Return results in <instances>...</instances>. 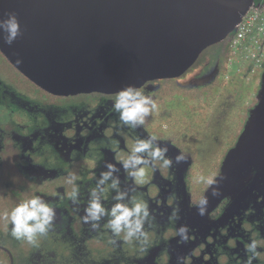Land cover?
Masks as SVG:
<instances>
[{"label": "flooded vegetation", "instance_id": "obj_1", "mask_svg": "<svg viewBox=\"0 0 264 264\" xmlns=\"http://www.w3.org/2000/svg\"><path fill=\"white\" fill-rule=\"evenodd\" d=\"M2 56L0 214L38 195L56 209L57 219L53 230L38 238L39 247L12 238L11 225L0 219V264H176L177 256L185 257V264H246L251 253H245V245L253 239L260 242V255L253 264H264V183L257 185L255 176L249 175L219 197H212L210 188L197 183L200 175L220 176L227 154L241 135L234 142L227 135L216 153L211 138L189 147L186 134L175 133L165 117L187 106L183 99L178 97L166 108L158 103L168 80L186 89L216 85L223 79L221 62L211 66L208 59L180 78L147 83L141 90L156 100L158 109L144 126L130 129L120 124L112 108L115 94L52 95L13 72ZM199 68V85L179 83ZM150 135L157 137L161 147H168L167 155L173 161L178 154L185 155L186 161L173 162L167 169L149 166L145 183L134 185L119 161L137 138ZM211 153L215 155L210 157ZM109 162L120 169L116 175L121 188L144 199L153 210L155 219L146 229L150 238L146 252H138L134 244L123 241L113 243L111 232L103 227L107 218L97 230L82 220L88 193ZM70 172L78 177V204L65 195L72 188L66 183ZM114 195L111 189L105 193L106 207L115 203ZM201 196L209 198L203 217L194 206ZM177 207L179 219H169ZM181 225L190 229L187 244L177 243L176 230Z\"/></svg>", "mask_w": 264, "mask_h": 264}, {"label": "water", "instance_id": "obj_2", "mask_svg": "<svg viewBox=\"0 0 264 264\" xmlns=\"http://www.w3.org/2000/svg\"><path fill=\"white\" fill-rule=\"evenodd\" d=\"M256 0H0L24 29L0 52L29 81L56 96L114 95L177 79L224 41ZM20 61V62H18ZM259 102L218 179L231 191L257 170L264 183V72Z\"/></svg>", "mask_w": 264, "mask_h": 264}, {"label": "clouds", "instance_id": "obj_3", "mask_svg": "<svg viewBox=\"0 0 264 264\" xmlns=\"http://www.w3.org/2000/svg\"><path fill=\"white\" fill-rule=\"evenodd\" d=\"M0 35L3 43L7 46L13 45L19 38L23 37L24 29L16 12H5L0 18ZM20 62V61H18ZM112 108L118 114L119 122L122 126L130 129H137L146 124L148 118L158 109V104L154 98L145 95L144 92L129 84L121 88L114 97ZM168 147H161L155 135L146 138H137L126 157L120 159L119 163L124 169L126 177L132 179L134 185L145 183L147 168H170L173 162L181 164L186 161L183 154H178L175 161L167 155ZM106 171L100 173L96 181V186L88 193L87 206L84 208L82 220L90 225L92 230L102 227L101 221L107 218L103 227L107 228L113 237V243L123 241L134 244L138 252H146L150 245L149 233L146 230L151 228L154 221L153 210L149 204L136 195H130L128 190L121 188L119 168L113 163L106 164ZM253 176L257 175V170H253ZM78 177L75 173H69L66 183L71 185V191L65 195L73 204L79 203L80 187L76 183ZM227 179L226 176L218 179L213 175H200L197 183L210 188L212 197L222 195L221 182ZM111 189L115 195V201L111 207H106L103 203L105 193ZM209 205L208 196H201L194 204L198 215L201 217L207 214ZM0 219L11 225L10 235L18 241H25L29 245L39 247L38 238L46 237L55 227L57 219L56 209L42 197L35 195L18 203L11 211H4L0 214ZM171 220L179 219V208L173 209ZM189 227L181 225L176 230L179 237L177 243L187 244L189 241ZM260 242L253 239L245 245V253L248 256L246 264H253L258 259ZM176 264H185V257L177 256Z\"/></svg>", "mask_w": 264, "mask_h": 264}, {"label": "rangeland", "instance_id": "obj_4", "mask_svg": "<svg viewBox=\"0 0 264 264\" xmlns=\"http://www.w3.org/2000/svg\"><path fill=\"white\" fill-rule=\"evenodd\" d=\"M255 60L249 58L248 54L233 57L229 62L227 74L223 77L224 85L210 103L201 102L203 105L195 108V111H192L190 106H181L170 117L165 116L175 133L186 134L189 147L197 146V143L203 140L209 141L211 138L216 153L222 147L225 137L241 124V116H245L246 113L247 118L251 116L252 109L260 99L258 95L264 72V66H259L260 63ZM200 75L199 68L189 73L179 83L183 86L199 85ZM239 91L244 93L240 99H237ZM172 102L174 103L175 100L166 103L165 108ZM190 118H192L191 123H189ZM215 153H211L210 157Z\"/></svg>", "mask_w": 264, "mask_h": 264}, {"label": "trees", "instance_id": "obj_5", "mask_svg": "<svg viewBox=\"0 0 264 264\" xmlns=\"http://www.w3.org/2000/svg\"><path fill=\"white\" fill-rule=\"evenodd\" d=\"M259 4L264 3V0H256ZM233 37L234 34L229 35L224 41L208 48L205 50L200 58L198 59L197 63L194 65L192 69H195L197 67H200L204 65V63L210 59L211 66H214L217 64V62H221L219 65V68L221 70V74L224 77L227 74L228 66L230 60L233 58ZM3 55L0 52V56ZM4 56V55H3ZM2 58L4 61H7L5 57ZM9 68L13 69V72H16L19 76H22V74L14 68L13 65H11L9 62H7ZM8 69V68H5ZM166 87H164L161 92L159 93L158 97V103L166 104L170 103L173 100H177L178 97L183 99V102L186 103L187 106H190L192 109L198 108L199 106H202L203 100L206 101H212L213 97L218 93V91L223 87L224 81L223 79L218 81L216 85L206 87V88H180L178 87L172 80H168ZM244 92L239 91L237 93V99H240ZM248 110V109H246ZM242 117V122L239 124L229 135V140L231 142H234L237 140V138L242 134L244 130V126L246 125L249 118L247 113L245 116ZM250 117V116H249ZM189 123H191L192 118L189 119Z\"/></svg>", "mask_w": 264, "mask_h": 264}, {"label": "built area", "instance_id": "obj_6", "mask_svg": "<svg viewBox=\"0 0 264 264\" xmlns=\"http://www.w3.org/2000/svg\"><path fill=\"white\" fill-rule=\"evenodd\" d=\"M233 57L248 54L264 66V3H256L233 33Z\"/></svg>", "mask_w": 264, "mask_h": 264}]
</instances>
